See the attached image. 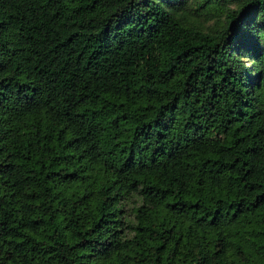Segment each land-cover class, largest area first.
I'll return each mask as SVG.
<instances>
[{"label":"trees","instance_id":"obj_1","mask_svg":"<svg viewBox=\"0 0 264 264\" xmlns=\"http://www.w3.org/2000/svg\"><path fill=\"white\" fill-rule=\"evenodd\" d=\"M0 264H264V0H0Z\"/></svg>","mask_w":264,"mask_h":264}]
</instances>
